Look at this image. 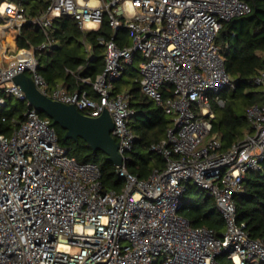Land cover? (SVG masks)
I'll list each match as a JSON object with an SVG mask.
<instances>
[{"label": "built area", "instance_id": "built-area-1", "mask_svg": "<svg viewBox=\"0 0 264 264\" xmlns=\"http://www.w3.org/2000/svg\"><path fill=\"white\" fill-rule=\"evenodd\" d=\"M45 9L29 15L22 0H0V106L7 96L24 101L23 119L8 136L0 134V264H264V240L252 238L238 223L234 196L250 170L264 156V69L252 81L263 103L246 110L251 131L225 151L219 135H210L218 93L233 87L215 37L224 21L250 11L244 0H47ZM107 11L113 30L124 26L130 44L105 43L104 69L86 90L50 87L40 74L39 50L57 42L52 21L63 15L81 29H97ZM30 23L44 39L13 48L10 29ZM10 51L14 53H10ZM139 53L140 88L173 116V123L150 150L164 158L162 169L138 179L125 169L136 134L130 126L134 109L127 93H113L124 63ZM264 57V52L261 53ZM24 72L39 91L73 104L82 114L107 110L111 135L123 165L116 166L124 185L103 190L100 169L79 162L58 143L55 127L39 115L22 89L12 82ZM172 87L163 98L161 87ZM191 183L215 200L225 223L222 236L190 226L178 214Z\"/></svg>", "mask_w": 264, "mask_h": 264}, {"label": "trees", "instance_id": "trees-1", "mask_svg": "<svg viewBox=\"0 0 264 264\" xmlns=\"http://www.w3.org/2000/svg\"><path fill=\"white\" fill-rule=\"evenodd\" d=\"M244 1L250 11L224 21L215 37V44L224 57L225 69L234 79L233 87L218 93L225 103L222 106L212 105L214 118L211 119L210 135H219L220 151L229 149L251 131L246 110L252 104L263 103L262 91L252 78L264 69V57L261 55L264 52V0ZM22 3L29 15H36L47 7L48 1L22 0ZM16 30L14 28L8 33L5 41L18 46L24 37ZM21 31L36 45L44 39L42 29L30 23L25 24ZM51 33L57 43L38 52L40 74L50 87L61 84L70 91L86 90L94 97L97 95L91 84L80 78H89L92 82L102 73L106 41L113 37L119 46L129 45L131 41L124 26L113 30L107 11L103 12L97 29H81L75 18L63 15L53 19ZM141 61V54H134L130 63L123 64L120 77L112 85L114 94L127 93L129 105L134 109L130 126L136 139L127 153L125 169L138 179H145L153 169L164 166V158L151 151L150 146L165 137L167 128L173 123V116L165 113L161 105L141 91L138 75ZM134 63L136 67L132 66ZM125 75L126 79L123 78ZM161 93L163 98L172 96V87L164 85ZM12 98L7 96L5 105L0 108V134L6 136L17 127V121L23 119V113L28 108L24 101L14 102ZM39 115L47 117L43 112ZM54 127L58 143L67 148L70 156L79 162L98 165L103 190L122 188L124 179L118 175L117 167L105 153L93 150L81 138L77 141L63 140L65 131L58 125ZM234 203L237 222L244 224L250 237L264 240V156L259 161V169L250 170L245 175L242 191L234 196ZM178 214L186 218L190 226L212 229L216 236H222L225 230L224 219L214 198L200 188L193 190L191 185L188 187Z\"/></svg>", "mask_w": 264, "mask_h": 264}, {"label": "water", "instance_id": "water-1", "mask_svg": "<svg viewBox=\"0 0 264 264\" xmlns=\"http://www.w3.org/2000/svg\"><path fill=\"white\" fill-rule=\"evenodd\" d=\"M12 82L25 93L27 101L43 112L51 120V125H58L65 131L62 139H83L93 150L102 151L115 166L123 165V157L118 152V143L111 135L113 120L104 110L97 117L82 114L73 104L53 100L38 90L31 76L20 72L13 76Z\"/></svg>", "mask_w": 264, "mask_h": 264}, {"label": "rangeland", "instance_id": "rangeland-1", "mask_svg": "<svg viewBox=\"0 0 264 264\" xmlns=\"http://www.w3.org/2000/svg\"><path fill=\"white\" fill-rule=\"evenodd\" d=\"M9 32H12V31L9 30ZM20 35H21L22 37L24 36V34H23L22 32H21ZM24 37H25V36H24ZM0 38L2 39L3 36L0 35ZM22 41H24V39H22ZM45 50H47V49H45ZM39 51H40V50H39ZM10 53H14V52L10 51ZM132 66H133V67H136V63H134ZM123 78L126 79L127 76L125 75ZM115 83H117V82H115ZM1 96H2V94L0 93V97H1ZM12 100H13L14 102H15V101H19V100H17L15 97H13ZM2 107H3V106H0V108H2ZM5 108L7 109L8 106H6ZM190 185H191V188H192L193 190H198V189H199L198 185H196V184H194V183H191ZM203 191H204V190H203ZM204 193H207V192L204 191Z\"/></svg>", "mask_w": 264, "mask_h": 264}, {"label": "crops", "instance_id": "crops-1", "mask_svg": "<svg viewBox=\"0 0 264 264\" xmlns=\"http://www.w3.org/2000/svg\"><path fill=\"white\" fill-rule=\"evenodd\" d=\"M10 30L13 32V29H10ZM21 32H22V31H21ZM8 33H11V32H8ZM24 36H25V37H24ZM24 36H23V37H24V38H23L24 40L29 39L26 35H24ZM92 96H93V95H92Z\"/></svg>", "mask_w": 264, "mask_h": 264}, {"label": "bare ground", "instance_id": "bare-ground-1", "mask_svg": "<svg viewBox=\"0 0 264 264\" xmlns=\"http://www.w3.org/2000/svg\"><path fill=\"white\" fill-rule=\"evenodd\" d=\"M12 47H13V48H16V47H17V45L13 44V45H12Z\"/></svg>", "mask_w": 264, "mask_h": 264}, {"label": "clouds", "instance_id": "clouds-1", "mask_svg": "<svg viewBox=\"0 0 264 264\" xmlns=\"http://www.w3.org/2000/svg\"><path fill=\"white\" fill-rule=\"evenodd\" d=\"M0 11H2V9H0ZM237 264H239V261H238V259H237Z\"/></svg>", "mask_w": 264, "mask_h": 264}]
</instances>
